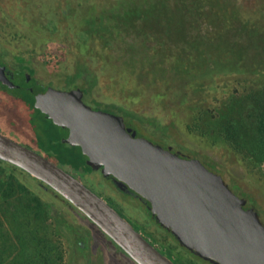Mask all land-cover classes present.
Masks as SVG:
<instances>
[{"label": "rangeland", "instance_id": "rangeland-1", "mask_svg": "<svg viewBox=\"0 0 264 264\" xmlns=\"http://www.w3.org/2000/svg\"><path fill=\"white\" fill-rule=\"evenodd\" d=\"M0 44L8 55L27 58L45 85L86 82L87 105L110 108L129 119L138 136L200 159L264 225V161L207 139L189 122L192 111L214 119L228 110L232 95L264 87V0H0ZM11 97L0 86L1 114L8 113L0 125L21 131L20 123L36 111H21V99ZM11 170L0 161V202L11 182L17 187L20 170ZM81 174L94 186L76 177L176 264H208L181 248L135 197L96 171ZM24 213L20 209L16 220L0 217V242L9 236L18 254L34 248L55 263L60 256L61 264H135L124 252L108 250L89 228V257L73 262L52 217L45 214L39 223Z\"/></svg>", "mask_w": 264, "mask_h": 264}, {"label": "water", "instance_id": "water-1", "mask_svg": "<svg viewBox=\"0 0 264 264\" xmlns=\"http://www.w3.org/2000/svg\"><path fill=\"white\" fill-rule=\"evenodd\" d=\"M0 80L12 86L3 74ZM34 107L68 129L64 140L80 147L88 166L147 201L155 222L179 245L212 264H264V225L256 210L200 159L136 135L123 115L84 103L79 88L50 87ZM0 160L66 199L135 264H176L77 177L2 133Z\"/></svg>", "mask_w": 264, "mask_h": 264}, {"label": "trees", "instance_id": "trees-1", "mask_svg": "<svg viewBox=\"0 0 264 264\" xmlns=\"http://www.w3.org/2000/svg\"><path fill=\"white\" fill-rule=\"evenodd\" d=\"M126 12L128 13L129 11ZM179 53L181 54V52ZM174 67L175 69L177 68V66ZM195 89L197 88L193 87V94L197 92ZM229 100L228 110L221 111L217 116L213 117L214 119L203 117V114L198 110L192 111L189 122L197 125V131H200L207 139H211L214 142H225L228 146L235 147L236 151L245 152L251 158L264 161V87L259 88L257 91L248 90L240 95H232ZM32 101V99L29 100L31 106ZM103 109L114 113L110 108ZM40 119L44 120L41 117H35L31 122L40 138L39 147L46 149V146H49L50 143L60 141L59 132L58 127L51 121L46 122L44 120V122L40 121ZM125 119L127 120L126 117ZM126 125L131 126L133 124L128 119ZM43 136L45 138L42 139L41 137ZM59 149L66 156V161L58 163L61 167L69 164L74 169L96 171L85 162L75 160L73 155L76 152L73 149L62 147H59ZM6 164L12 166V174L20 170V176L15 179L17 187L11 182L13 186L8 185L7 190L1 192L3 197H1L0 202V208L2 209L0 217L7 215V217L16 220L20 215V209L25 211L24 215L28 219L39 223L44 222L47 216L52 217L55 229L68 240L73 262L88 259L89 231L91 230L93 234L102 239L108 250L112 251L114 249L120 253L123 252L120 247L66 199L55 193L51 188L43 185L40 180L29 176L11 164ZM101 178L104 179V176L101 175ZM2 205L4 208H2ZM147 212L150 216V212L148 210ZM151 218L154 219L153 216ZM81 222L86 224V230L81 228ZM0 223H2V220H0ZM18 237L17 235V239ZM15 250V242L9 236L6 237L4 242H0V264H61L60 256L56 258L55 263L51 261L50 256L46 253L34 248H24L23 252L19 254Z\"/></svg>", "mask_w": 264, "mask_h": 264}, {"label": "flooded vegetation", "instance_id": "flooded-vegetation-1", "mask_svg": "<svg viewBox=\"0 0 264 264\" xmlns=\"http://www.w3.org/2000/svg\"><path fill=\"white\" fill-rule=\"evenodd\" d=\"M35 72H36V70H35L34 65L27 58H25L21 55H17V54L16 55H13V54L8 55L7 50L5 48H3V46L0 44V75L3 74L5 79H7L12 84V86H11L7 83H4L2 80H0V86L3 89H6L8 91V93L11 94L12 97L10 99H21V101L24 105L23 110L21 109V111H24L25 109L27 110L30 108H33L36 111V115L30 119H27V121H28L27 123H20L19 128L23 132H21L19 130L15 131L13 129V127L11 128V126L9 128H7L5 125H0L1 126L0 127V133L10 137L14 141H16V142H18L24 146L36 151L37 153L42 154L43 156L47 157L48 159H50L51 161H53L57 164L59 162L66 161V156L63 155V153L60 151L59 147L73 149L76 152L73 155L74 159L79 161V162H85L86 163L87 156L81 152L80 147L77 145H70L69 143H67L64 140L68 135V129L66 127H61V126L54 124L52 122V120L45 113L41 112L38 108L34 107V102L37 99V97H39V95L41 93H43L45 90H47L50 87H58L59 89L61 88V90L71 89V88H79L82 91V100H83L84 95L87 92V90H86L87 89V87H86L87 83L84 82L83 86L77 85V83H75V81L72 83H69V85H67V86H62V87L61 86H54V85H50V84L45 85L43 80L36 77ZM16 80H17V82H16ZM31 99L33 100L32 106L29 104V100H31ZM0 101H1V99H0ZM89 105L94 109L104 110L103 108L94 106L92 104H89ZM14 110L17 111V109L11 107L10 111H13L17 115L20 114L18 111L16 112ZM7 111L10 112L9 110H7ZM104 111H106V110H104ZM1 113H2V110L0 109V121L2 122L1 119L6 118L8 113L7 112L5 114H1ZM14 113H12V114H14ZM17 117H19V116H17ZM35 117H37V118L41 117L46 122L51 121L55 126H57L60 141L50 143L49 146H46L47 147L46 149L40 148L39 147V145H40L39 135L36 133L35 129L33 128L32 122H31L32 119ZM13 120L16 123L18 122V119L13 118ZM41 138L43 139L45 137L43 136ZM92 172H94V171H92ZM72 173L71 174L74 175L75 177L77 175V176H80L82 179L84 178V177H82L81 169H73ZM99 176H101V175L99 174ZM104 178L106 180L112 182V184L115 186V183L112 180V176H107ZM83 180L85 181V183H87V185L94 186V184L87 181V179L84 178ZM116 188L121 193H126L128 195H132L133 197H135L137 200L140 201V203L144 204V207L149 211L147 201L140 198L138 195H136L135 193H133L132 191H130L128 189L121 190L118 187H116ZM150 216L152 217V215H150ZM152 220H154V219L152 218ZM161 228L164 229L163 227H161ZM164 230H166V229H164ZM166 231H168V230H166ZM144 237L150 243H152L157 249L160 248L159 246L155 245L152 242V240L149 237H147L145 234H144ZM181 248L188 251L183 246H181ZM161 250L164 251L162 248H161ZM188 252L193 255L192 252H190V251H188ZM194 256L197 257L198 259L202 260L203 262H206L208 264H212L208 261H205V260L199 258L196 255H194ZM172 259H173V257H172Z\"/></svg>", "mask_w": 264, "mask_h": 264}]
</instances>
